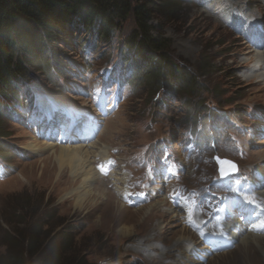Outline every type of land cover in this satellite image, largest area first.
I'll return each instance as SVG.
<instances>
[{
	"label": "rangeland",
	"instance_id": "rangeland-1",
	"mask_svg": "<svg viewBox=\"0 0 264 264\" xmlns=\"http://www.w3.org/2000/svg\"><path fill=\"white\" fill-rule=\"evenodd\" d=\"M182 1L174 10L154 15L151 23L170 40L172 59L200 83L194 95L167 86L153 97L148 87L135 89L124 80L131 73L128 63L123 67L126 39L136 26L131 16L109 37L76 28L74 39L56 46L64 68L58 83L38 73L20 86L18 99L4 105L0 257L10 251L27 259L31 252L47 256L69 238L75 249L65 247L63 255L83 257L87 264H264L260 245L253 243L248 251L241 244L250 233L235 239L230 230L233 246L206 256L202 250L210 252L208 246L187 224L184 207H175L168 195L176 187L215 191L213 182L220 177L214 157L227 158L245 173H264V46L249 45L233 24L236 19L251 23V28L255 24L264 35V0ZM109 95L114 108L106 104ZM186 100L202 102V120L217 115L220 131L213 136L215 125L209 120L203 131L202 124L187 127ZM51 109L88 113L95 123L101 120L102 128L90 143L108 146L109 153L93 163L95 175L89 182L101 197L85 194L89 187L69 158L59 162V147L67 144L40 134L41 123L32 114ZM62 130L57 125L56 136ZM201 135L207 140H199ZM112 159L117 166L103 174L97 164ZM167 161L176 162L179 177L165 183L158 169ZM259 192L263 195L264 188ZM126 194H134L133 201ZM5 218L13 221L15 233ZM206 226L216 228L213 222ZM35 231L40 235L30 252L28 239ZM192 237L195 251H190Z\"/></svg>",
	"mask_w": 264,
	"mask_h": 264
},
{
	"label": "trees",
	"instance_id": "trees-1",
	"mask_svg": "<svg viewBox=\"0 0 264 264\" xmlns=\"http://www.w3.org/2000/svg\"><path fill=\"white\" fill-rule=\"evenodd\" d=\"M182 3V0H0V121L7 113L4 105L18 99L22 93L20 86H26L38 73L58 83L56 78L63 75L64 68L56 46L74 39L76 28L109 37L114 29H122L131 16L136 26L126 39L127 56L123 59V67L128 63L131 73L124 80L135 89L148 87L153 97L167 86L174 87L176 93L194 95L201 89L200 83L191 71L172 59L170 40L163 36L158 24L151 23L154 15L161 11L168 13ZM184 104L189 106L184 122L187 127L195 129L202 124L203 131L209 120L215 125L213 132L220 131L214 118L217 115L202 120V102L186 100ZM5 136L0 127V143ZM199 140L206 141L207 137L201 135ZM2 149L9 151L3 146ZM19 207L16 211H21ZM5 222L15 233L13 221ZM39 235L35 231L28 239L30 252ZM53 247L55 250L47 256L35 257L31 252L28 259L23 253L10 251L0 257V264H87L83 257L63 255L65 247L74 251L71 239Z\"/></svg>",
	"mask_w": 264,
	"mask_h": 264
},
{
	"label": "bare ground",
	"instance_id": "bare-ground-1",
	"mask_svg": "<svg viewBox=\"0 0 264 264\" xmlns=\"http://www.w3.org/2000/svg\"><path fill=\"white\" fill-rule=\"evenodd\" d=\"M256 46V45H255ZM76 64V63H74ZM76 66V65H75ZM122 72V71H121ZM121 74V73H120ZM125 74V73H124ZM121 80V79H120ZM30 96V95H29ZM32 97V96H31ZM25 98V97H24ZM30 98V97H29ZM30 100V99H29ZM31 104V102H30ZM28 106V105H27ZM63 144H67V146L62 145L61 147H59L60 151H61V155H60V159L59 162L65 157L69 158V160H71L70 162V166L71 167H75L77 172H79L82 176H84V181H85V185L87 187H89V190H87L85 192L86 195L91 196L92 194H94L96 197L100 196V193H97L95 191L96 188H92L91 185L89 184V182L91 181V178H93V176L95 175V172L92 171L93 170V163L98 160L99 158L101 159H105L109 153V149L108 146H101V148L95 146V145H91V143H83V144H76L73 146H70L68 144L70 143H63ZM73 144V143H72ZM94 159V160H93ZM106 161V160H105ZM75 163V164H74ZM118 178V177H117ZM122 179V178H120ZM122 181V180H121ZM125 181V180H123ZM117 182V181H116ZM110 187V186H109ZM107 188V191L111 194H113V192H111L110 188ZM108 192H106L108 194ZM128 193V192H127ZM128 196H130L132 199L133 196L126 194ZM125 195V196H126ZM264 195V194H263ZM262 195V196H263ZM101 197V196H100ZM127 199V198H126ZM130 199V198H129ZM129 202V201H128ZM138 202V201H136ZM136 202L134 203V205L136 204ZM158 204V203H157ZM126 205V204H125ZM128 205V204H127ZM262 207H257L254 214L252 215V222H254L255 224L257 223V219L260 218L262 216V214L260 213V211H262ZM251 210V209H250ZM247 211V206H244V208L241 209V213H244ZM225 220L227 221H221L222 224H224L225 226H227V230L232 231L233 235H237V234H241L239 232H236V230L238 231V229L240 230H244V227L241 226L238 221L234 222L231 221V219L225 218ZM193 230V229H192ZM207 230L210 233L212 231V229H209L207 226ZM198 236L200 237V241L205 243L208 246V249L211 253H215V254H220L222 253V249L220 247H222L221 244H219L218 242H216L214 239L211 238V235H207L203 232L198 231ZM243 237V236H242ZM241 238V237H240ZM236 239V236H235ZM187 241V239H185ZM255 243V244H253ZM190 251H195L196 249V241L194 240V238L192 237L190 240ZM242 246L246 249H248V251L250 250V245H260L261 246V254L264 257V236L259 235V234H252L250 233L248 236L244 237L242 240ZM189 246V245H188ZM258 247V246H257ZM183 250V249H182ZM189 249H187V251H185V254L188 255ZM185 256V255H181V258Z\"/></svg>",
	"mask_w": 264,
	"mask_h": 264
},
{
	"label": "water",
	"instance_id": "water-1",
	"mask_svg": "<svg viewBox=\"0 0 264 264\" xmlns=\"http://www.w3.org/2000/svg\"><path fill=\"white\" fill-rule=\"evenodd\" d=\"M225 174V173H224ZM228 174V173H227Z\"/></svg>",
	"mask_w": 264,
	"mask_h": 264
}]
</instances>
